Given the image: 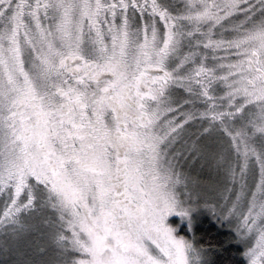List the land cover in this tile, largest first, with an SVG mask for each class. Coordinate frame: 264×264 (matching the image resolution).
Returning <instances> with one entry per match:
<instances>
[{
    "label": "snow or ice",
    "instance_id": "6c2138e0",
    "mask_svg": "<svg viewBox=\"0 0 264 264\" xmlns=\"http://www.w3.org/2000/svg\"><path fill=\"white\" fill-rule=\"evenodd\" d=\"M204 215L264 264V0H0L15 264H216Z\"/></svg>",
    "mask_w": 264,
    "mask_h": 264
},
{
    "label": "trees",
    "instance_id": "16d2710c",
    "mask_svg": "<svg viewBox=\"0 0 264 264\" xmlns=\"http://www.w3.org/2000/svg\"><path fill=\"white\" fill-rule=\"evenodd\" d=\"M196 236L206 247L213 246L215 248V255L212 256V259L216 261V264H241L242 257L235 245L227 247L226 250L220 249V245L225 243V232L219 229L208 216L197 221ZM11 255L17 256L13 253ZM17 260L18 258L10 257V252L4 250L3 240H1L0 264H15Z\"/></svg>",
    "mask_w": 264,
    "mask_h": 264
},
{
    "label": "rangeland",
    "instance_id": "374dc122",
    "mask_svg": "<svg viewBox=\"0 0 264 264\" xmlns=\"http://www.w3.org/2000/svg\"><path fill=\"white\" fill-rule=\"evenodd\" d=\"M207 215H204V216H201L198 218V221L200 219H202L203 217H206ZM173 220L175 218H172ZM175 223L179 224V219L177 218L175 221ZM1 240H4V237L3 236H0V241ZM27 243L28 244H31V245H38V246H44V247H47L48 251L46 253V256L47 257H51L52 254H53V248H52V245H51V242L49 240H47L46 237H43L41 236L40 233L38 232H34V233H31L28 237H27ZM15 245H12L10 247V250L8 252H10V257L12 258H18V259H21V257L15 252ZM17 254V256H13L11 254Z\"/></svg>",
    "mask_w": 264,
    "mask_h": 264
}]
</instances>
